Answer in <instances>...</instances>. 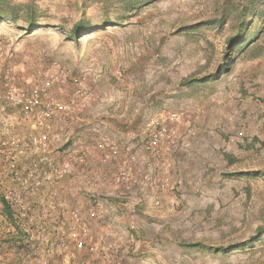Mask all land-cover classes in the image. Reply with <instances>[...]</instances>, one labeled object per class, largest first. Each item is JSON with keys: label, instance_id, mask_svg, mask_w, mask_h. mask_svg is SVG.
I'll use <instances>...</instances> for the list:
<instances>
[{"label": "rangeland", "instance_id": "1", "mask_svg": "<svg viewBox=\"0 0 264 264\" xmlns=\"http://www.w3.org/2000/svg\"><path fill=\"white\" fill-rule=\"evenodd\" d=\"M12 1L33 2L37 25L24 29L21 12L0 19V74L25 93L44 84L43 99L73 104L43 129L32 126L36 109L13 107L16 130L46 134L63 159L74 145L87 151L55 199L42 193L45 202L77 209L99 251L119 264H264V236L253 239L264 225V0H149L135 9L121 0ZM242 13L243 45L227 49ZM79 18L110 23L71 40ZM172 113L178 118L163 122L170 144L155 165L140 135L152 116ZM103 136L119 149L117 161L91 150ZM126 151L136 152L134 162ZM120 166L128 176L118 183ZM24 234L14 225L0 234L9 257L0 264H43L37 242L26 255L23 244L4 243ZM64 251L49 264L97 261L85 249Z\"/></svg>", "mask_w": 264, "mask_h": 264}, {"label": "built area", "instance_id": "2", "mask_svg": "<svg viewBox=\"0 0 264 264\" xmlns=\"http://www.w3.org/2000/svg\"><path fill=\"white\" fill-rule=\"evenodd\" d=\"M10 78L8 71L0 74V79L3 80V90L0 91V234L9 231L12 225L23 229L24 239L14 242L15 250H17L16 244H23L21 249H25L24 254L26 255V251L33 250L38 243L42 254L47 257L41 259L43 264H49L50 254H56L57 257L63 259L66 254L64 250L68 247H72L73 250L80 249V251L85 249L92 255V259L97 260L96 262L82 260L83 264H119L117 261L114 263L110 260L107 249L99 251L96 236L85 219L80 218L77 209L67 206L63 208L62 202H55V205H52L41 197L44 193L51 200L56 198L57 185L67 174L85 162V147L83 145L72 146L69 157L63 159L49 149V137L46 134L17 131L18 121L11 112L13 107L19 108L23 114L36 109V119L32 126L43 129L48 126V119L52 113L71 112L73 104L50 97L43 99L44 84H39L30 92L25 93L16 87ZM64 80V75L59 76V83H63ZM73 81L77 86L78 80L73 79ZM177 118L178 115L175 113L152 116L144 126L140 135L143 137L141 145L144 151L152 156V159L158 155L162 144H170L162 143L166 131L164 120L173 121ZM91 150L111 161H117L119 157V149L108 143V139L104 136L97 138L96 142L91 144ZM135 155L136 152L134 154L126 151L124 160L134 162ZM153 163L155 164L154 159ZM156 164H158L157 161ZM116 175L115 180L118 183L128 176L122 166L119 167ZM142 177L146 181L151 180V175L147 173H144ZM164 183L161 184L162 187ZM35 205L39 207L38 212L36 208L33 209ZM55 208L62 214L58 211L56 219H50ZM130 228H133V225ZM2 248L0 245V260H9Z\"/></svg>", "mask_w": 264, "mask_h": 264}, {"label": "trees", "instance_id": "3", "mask_svg": "<svg viewBox=\"0 0 264 264\" xmlns=\"http://www.w3.org/2000/svg\"><path fill=\"white\" fill-rule=\"evenodd\" d=\"M149 0H121L120 4L121 6L128 8V9H135L142 5L144 2H148ZM21 12L24 17V29H31L37 25V19L35 17L36 10L33 2H29L24 4L15 3L12 0H0V19H6V20H16L17 15ZM242 19L238 20L235 25V33H233L231 36L227 39V49H230L231 46L235 43L234 49H241V46L243 45V38L244 36L243 31L245 29V26L249 21H245L244 18L247 16V14L242 13L240 14ZM105 22L107 24H105ZM110 23L109 20L101 21L99 25L92 26L90 23H88V20L85 18H79L77 21H75L69 31V39L76 40L78 38V34L83 32V35H87L89 32H91L94 29L100 28L103 26V24L108 25ZM94 27V28H93ZM264 176V174H262ZM6 212L9 211L6 209ZM257 235L259 237H257ZM264 236V225L259 226L258 231L255 235L256 238H253L255 241L260 240ZM252 238L247 239L245 241H240L237 243H234V245L225 247L223 251H226L227 249L233 250V249H240L248 244H253L254 240Z\"/></svg>", "mask_w": 264, "mask_h": 264}, {"label": "crops", "instance_id": "4", "mask_svg": "<svg viewBox=\"0 0 264 264\" xmlns=\"http://www.w3.org/2000/svg\"><path fill=\"white\" fill-rule=\"evenodd\" d=\"M11 242H12V244L14 245V242H15V241H11V240H9V239H8L7 241H5V243H7V244H11ZM7 244H6V247H7L8 250H9V247L7 246ZM0 245H2V243H0ZM14 251H15V250H14ZM16 252H17V251H16ZM9 253H10L9 255H10L11 257L14 258V253H15V252H14V253H13V252H9Z\"/></svg>", "mask_w": 264, "mask_h": 264}]
</instances>
